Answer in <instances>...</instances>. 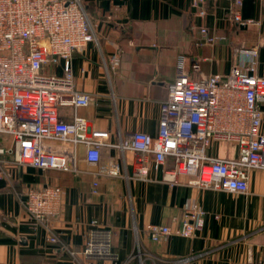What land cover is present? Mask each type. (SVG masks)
<instances>
[{
	"label": "crops",
	"instance_id": "obj_1",
	"mask_svg": "<svg viewBox=\"0 0 264 264\" xmlns=\"http://www.w3.org/2000/svg\"><path fill=\"white\" fill-rule=\"evenodd\" d=\"M81 2L95 38L72 54L71 71L75 89L91 101L59 105L57 116L65 122L82 117L107 135L96 163L78 144L66 169L20 165L11 154H0V264H264L263 170L249 172L247 193L201 187L181 173L169 183L163 173L170 160L159 165L149 159L146 176L138 178L135 154L111 145L135 131L155 135L180 58L191 78L225 77L239 52L254 48L256 71L264 76V0ZM247 19L252 22L242 23ZM201 27L212 41L202 37ZM261 110L264 134V104ZM9 144V137L0 136V145ZM49 144L61 149L58 141ZM236 150L214 142L207 152L232 157ZM31 184L61 188L60 211L49 230L25 210ZM190 207L202 211V223L184 237L175 231ZM92 220L109 231L107 258L82 253ZM148 223L167 225L172 233L152 241ZM49 231L57 243L47 241Z\"/></svg>",
	"mask_w": 264,
	"mask_h": 264
},
{
	"label": "built area",
	"instance_id": "obj_2",
	"mask_svg": "<svg viewBox=\"0 0 264 264\" xmlns=\"http://www.w3.org/2000/svg\"><path fill=\"white\" fill-rule=\"evenodd\" d=\"M234 19L239 20L238 15ZM199 31L205 40L214 39L204 27ZM94 38L81 0H0V136L10 139L9 146L0 145V154H11L20 165L66 169L74 161L73 150L82 144L88 162L99 160L106 132L90 129L82 117L65 122L57 116L59 105L86 106L91 101L88 93L75 89L71 56ZM239 54L225 77L191 78L182 59L178 60L175 77L160 103L155 135L135 131L111 144L135 154L136 177L146 176L149 159L159 165L170 160L163 173L169 183H175L181 173L201 187L247 193L249 172L264 171V134L260 131L264 76L256 71V49ZM51 141H58L61 149L51 147ZM214 142L236 145V155L208 154ZM3 173L0 168V178ZM24 207L49 230L48 222L60 211L61 188L29 185ZM201 223L202 211L190 207L175 233L192 237ZM91 225L82 253L109 257V231L95 220ZM145 228L152 241L172 233L167 225L148 223ZM47 241L54 244L58 238L49 231Z\"/></svg>",
	"mask_w": 264,
	"mask_h": 264
}]
</instances>
